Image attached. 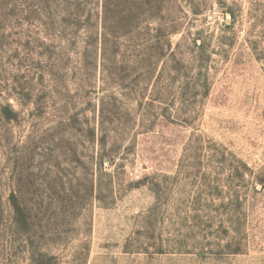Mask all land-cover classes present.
Segmentation results:
<instances>
[{
  "label": "rangeland",
  "instance_id": "rangeland-1",
  "mask_svg": "<svg viewBox=\"0 0 264 264\" xmlns=\"http://www.w3.org/2000/svg\"><path fill=\"white\" fill-rule=\"evenodd\" d=\"M0 264H264V0H0Z\"/></svg>",
  "mask_w": 264,
  "mask_h": 264
},
{
  "label": "trees",
  "instance_id": "trees-1",
  "mask_svg": "<svg viewBox=\"0 0 264 264\" xmlns=\"http://www.w3.org/2000/svg\"><path fill=\"white\" fill-rule=\"evenodd\" d=\"M159 48L160 45H162V42H159ZM165 50L163 48H161V56L159 58H154L155 59V68L154 71H157V67L159 66V63L164 59L165 55H164Z\"/></svg>",
  "mask_w": 264,
  "mask_h": 264
}]
</instances>
